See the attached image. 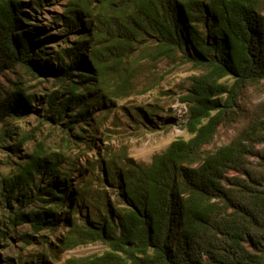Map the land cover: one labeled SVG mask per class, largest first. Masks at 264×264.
Returning <instances> with one entry per match:
<instances>
[{"label": "trees", "instance_id": "16d2710c", "mask_svg": "<svg viewBox=\"0 0 264 264\" xmlns=\"http://www.w3.org/2000/svg\"><path fill=\"white\" fill-rule=\"evenodd\" d=\"M26 1L0 0V77L20 66L33 79L56 80L62 90L45 103L21 81L4 91L2 149L17 135L14 122L41 113L33 104H45L43 118L66 132L90 126L101 107L110 111L111 56L131 58L143 43H152L158 59H180L201 74L183 100L192 137L173 142L151 165L103 159L101 190L92 196L85 186L73 191L57 154L32 151L0 179V245L9 247L28 227L20 240L31 246L36 234L65 219L70 231L62 250L107 247L66 264H264V155L251 136L249 144L238 140L206 152L238 114L246 88L264 82V0H63L57 35L33 24L30 14L51 0ZM130 87L127 82L114 94L127 96ZM59 95L70 97L60 101ZM258 133L264 140V119ZM22 145L4 148L13 151L10 161L19 159Z\"/></svg>", "mask_w": 264, "mask_h": 264}, {"label": "rangeland", "instance_id": "374dc122", "mask_svg": "<svg viewBox=\"0 0 264 264\" xmlns=\"http://www.w3.org/2000/svg\"><path fill=\"white\" fill-rule=\"evenodd\" d=\"M30 4H34L33 0ZM65 4L63 0H51V3L42 7H34L35 13L30 12L34 18L33 24L40 27L44 25L46 32L57 35L63 26L62 23H54V19L64 12ZM151 46L152 43H143L131 58L121 54L111 56L108 63L110 67L107 69V90L115 96V105L108 103L110 111L102 112V107L95 111L90 126H84L82 131L66 132V128L46 121L42 113L45 104H33L32 107L39 109L41 113L14 122L17 128L14 132L17 135L14 140H8L4 147L8 149L10 146H17L18 141L24 142L20 152L16 154L19 159L10 161L14 156L13 151L0 148V179L17 170L20 163L27 162L29 154L36 148L45 147L48 155L59 156L62 172L68 175L73 191L77 193L85 186L88 194L92 196L97 190H101L98 178L104 176L100 167L105 166L104 162L100 163L103 159L151 165L154 157L164 152L173 142L179 139L189 140L192 136L185 127L189 120V105L183 100L189 94L192 81L201 72L190 64L182 63L180 59H158L151 55ZM18 81L23 82L28 92L43 99V103L62 90L56 80L50 78L44 81L37 77L33 79L18 66L0 77V99L2 93L10 90ZM127 82L131 85L127 96L120 98L115 95L114 93L121 92ZM81 90L86 91L85 87ZM59 96L60 101L70 97ZM237 111L234 119L219 128L213 142L206 147V152H214L238 140H246L249 144L251 136L257 152L264 155V140L258 133L259 125L264 119V82L259 86L246 88L240 97ZM68 114L72 115L74 112L71 110ZM146 115L161 130L148 126ZM3 130V125L0 124V136ZM107 195L114 198L112 191H108ZM87 215L88 210L83 217ZM57 226L45 229L40 235L36 234L31 246L20 240V235L29 228H21L22 233L13 237L9 247H5V243L0 245V264H21L32 258H39L42 264H66L71 259L99 256L106 252L107 247L101 243H84L62 250L60 242L66 240L70 229L65 219ZM40 236L46 238V245L39 241ZM51 251L55 252L54 256Z\"/></svg>", "mask_w": 264, "mask_h": 264}]
</instances>
